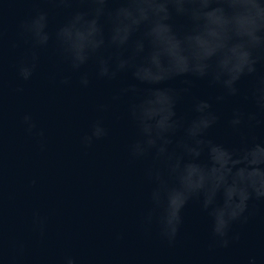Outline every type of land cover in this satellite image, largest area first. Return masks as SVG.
I'll list each match as a JSON object with an SVG mask.
<instances>
[{"label": "water", "instance_id": "obj_1", "mask_svg": "<svg viewBox=\"0 0 264 264\" xmlns=\"http://www.w3.org/2000/svg\"><path fill=\"white\" fill-rule=\"evenodd\" d=\"M78 7L0 0V264H61L65 256L77 264H246L255 256L264 264V201H250L253 215L247 224H233L240 240L227 249L214 246L211 220L196 200L185 209L173 244L162 240L154 226H144L154 187L146 176L152 161L130 157L135 130L126 105L111 103L115 85L92 79L89 87H81L79 74L63 60L55 40L57 27ZM38 10L48 13L52 38L47 46L34 48L21 36L20 25ZM33 52L37 67L23 81L17 65ZM258 71L264 74V65ZM65 78L68 85L61 83ZM249 84L243 78L240 94L220 102L221 88L207 78L178 77L167 86L188 89L176 106L185 121L196 115V102L210 103L219 121L208 139L233 148L240 143L228 123L233 110L257 111L244 100ZM104 104L107 111L100 110ZM26 114L44 132L43 148L38 137L25 131ZM258 119L261 123L245 132L250 141L264 143V114ZM97 120L109 134L86 147L81 138ZM34 212L46 219L43 235L33 225Z\"/></svg>", "mask_w": 264, "mask_h": 264}, {"label": "clouds", "instance_id": "obj_2", "mask_svg": "<svg viewBox=\"0 0 264 264\" xmlns=\"http://www.w3.org/2000/svg\"><path fill=\"white\" fill-rule=\"evenodd\" d=\"M50 2L65 8L81 6L71 10L55 31L61 56L79 74L81 87H89L92 79L115 85L111 103H125L135 130L128 146L130 157L152 161L146 176L154 187L144 226H154L171 245L180 234L185 209L196 200L211 220L214 246L227 249L238 242L240 234L233 233V224H247L253 215L250 201H264V143L250 141L245 132L260 124L258 116L264 114V74L258 71V65H264V0ZM48 26V13L38 10L21 23V36L30 39L34 48L47 46L52 38ZM37 61L35 52L30 59H22L18 77L29 81ZM184 76L207 78L219 86L218 102L239 95V82L249 79L244 100L257 111L234 109L228 122L240 137L238 147L208 139L219 116L207 101L194 104L196 115L190 121L177 115V103L188 89L167 85ZM61 83L68 85L70 79ZM108 107L101 105L100 110ZM22 122L43 148L44 132L37 131L32 116L26 114ZM108 134L103 121L97 120L81 143L90 147ZM45 224L46 219L34 212L33 225L41 235ZM61 264L77 261L65 256ZM246 264H258V260L251 256Z\"/></svg>", "mask_w": 264, "mask_h": 264}]
</instances>
